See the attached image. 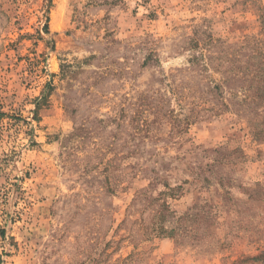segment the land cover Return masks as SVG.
<instances>
[{"label": "rangeland", "instance_id": "rangeland-1", "mask_svg": "<svg viewBox=\"0 0 264 264\" xmlns=\"http://www.w3.org/2000/svg\"><path fill=\"white\" fill-rule=\"evenodd\" d=\"M0 264H264V0H0Z\"/></svg>", "mask_w": 264, "mask_h": 264}, {"label": "trees", "instance_id": "trees-1", "mask_svg": "<svg viewBox=\"0 0 264 264\" xmlns=\"http://www.w3.org/2000/svg\"><path fill=\"white\" fill-rule=\"evenodd\" d=\"M258 259V258H257Z\"/></svg>", "mask_w": 264, "mask_h": 264}]
</instances>
